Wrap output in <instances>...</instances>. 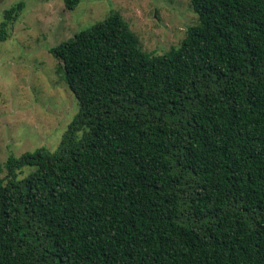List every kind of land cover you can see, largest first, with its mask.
Listing matches in <instances>:
<instances>
[{
	"label": "trees",
	"instance_id": "obj_1",
	"mask_svg": "<svg viewBox=\"0 0 264 264\" xmlns=\"http://www.w3.org/2000/svg\"><path fill=\"white\" fill-rule=\"evenodd\" d=\"M190 4L163 54L117 11L50 49L78 111L0 166V264H264V0Z\"/></svg>",
	"mask_w": 264,
	"mask_h": 264
},
{
	"label": "rangeland",
	"instance_id": "obj_2",
	"mask_svg": "<svg viewBox=\"0 0 264 264\" xmlns=\"http://www.w3.org/2000/svg\"><path fill=\"white\" fill-rule=\"evenodd\" d=\"M18 1L0 0V24L4 11ZM25 2L9 38L0 41V166L40 146L55 149L78 111L52 47L117 11L144 49L163 54L178 47L197 22L190 0H80L74 10L65 0ZM6 173L0 170V177Z\"/></svg>",
	"mask_w": 264,
	"mask_h": 264
}]
</instances>
